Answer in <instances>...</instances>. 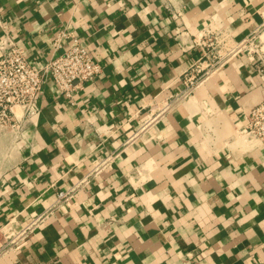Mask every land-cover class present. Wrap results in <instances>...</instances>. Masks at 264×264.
Segmentation results:
<instances>
[{"label": "crops", "instance_id": "obj_1", "mask_svg": "<svg viewBox=\"0 0 264 264\" xmlns=\"http://www.w3.org/2000/svg\"><path fill=\"white\" fill-rule=\"evenodd\" d=\"M61 30L103 70L72 97L47 80L24 135H0V226L120 153L0 264H264V149L235 137L264 96V0H0V36L36 67ZM209 32L230 44L256 32L258 52L147 120L182 90L207 52L192 39Z\"/></svg>", "mask_w": 264, "mask_h": 264}, {"label": "built area", "instance_id": "obj_2", "mask_svg": "<svg viewBox=\"0 0 264 264\" xmlns=\"http://www.w3.org/2000/svg\"><path fill=\"white\" fill-rule=\"evenodd\" d=\"M209 33L210 35L205 34L203 37L196 35L192 39L191 48H206L207 52L184 73L182 90L172 94L164 106L147 120H155L173 103L191 97L203 81L215 69L224 66L234 54L245 50L258 52L256 32L235 44H230L223 33ZM66 41L70 43L67 44ZM52 44L53 54L40 67H36L26 49L12 35L6 32L0 36V135H24L27 127L40 113L38 96L47 80L51 79L63 94L72 97L80 84L93 80L103 70V65L92 58L76 34L61 30ZM210 56L214 59L208 60ZM260 71L263 76L262 67ZM245 119V123L236 129L235 137L258 141L264 149V96L245 111ZM119 153L113 152L106 156L75 185L59 190L52 204L41 211L31 212L25 223L22 224L16 217H12L0 226V260L6 254L28 244L32 234L58 207L70 201L78 188L88 184Z\"/></svg>", "mask_w": 264, "mask_h": 264}, {"label": "rangeland", "instance_id": "obj_3", "mask_svg": "<svg viewBox=\"0 0 264 264\" xmlns=\"http://www.w3.org/2000/svg\"><path fill=\"white\" fill-rule=\"evenodd\" d=\"M259 48V47H258ZM10 137H13V134L9 135ZM1 151V150H0Z\"/></svg>", "mask_w": 264, "mask_h": 264}]
</instances>
